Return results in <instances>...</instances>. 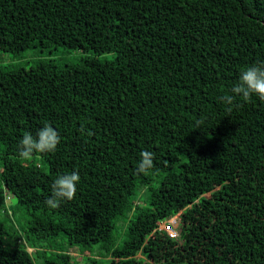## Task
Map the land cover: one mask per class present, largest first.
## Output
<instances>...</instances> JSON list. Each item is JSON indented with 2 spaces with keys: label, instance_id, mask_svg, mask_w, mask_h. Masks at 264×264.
Masks as SVG:
<instances>
[{
  "label": "trees",
  "instance_id": "1",
  "mask_svg": "<svg viewBox=\"0 0 264 264\" xmlns=\"http://www.w3.org/2000/svg\"><path fill=\"white\" fill-rule=\"evenodd\" d=\"M31 47L70 56L0 65V264H264V101L220 100L264 61V0H0V51Z\"/></svg>",
  "mask_w": 264,
  "mask_h": 264
},
{
  "label": "clouds",
  "instance_id": "2",
  "mask_svg": "<svg viewBox=\"0 0 264 264\" xmlns=\"http://www.w3.org/2000/svg\"><path fill=\"white\" fill-rule=\"evenodd\" d=\"M253 96L264 101V61H259L242 70L238 81L231 87L230 93L224 94L220 100L228 106L226 110L231 112L233 107L239 106L235 104L237 97L248 102ZM201 123L202 121H198L197 125ZM80 131L81 133L86 131L83 125ZM19 143V156L25 160H31L35 153L54 152L60 143V134L51 124L46 123L38 130L35 137L31 132H25ZM154 161L155 154L153 152L141 151L137 172L146 173L149 169L154 168ZM79 181L78 171L59 176L51 185V193L46 198L45 204L55 209L60 206L61 201L74 199L77 191L76 185Z\"/></svg>",
  "mask_w": 264,
  "mask_h": 264
},
{
  "label": "rangeland",
  "instance_id": "3",
  "mask_svg": "<svg viewBox=\"0 0 264 264\" xmlns=\"http://www.w3.org/2000/svg\"><path fill=\"white\" fill-rule=\"evenodd\" d=\"M69 56L70 55L63 51V49L42 50L36 47L26 48L17 54L0 51V65L8 63H12L14 65H32L44 61H53L56 65H61L69 58ZM2 196L5 199L6 205L11 207L14 203L13 197L10 200L9 196H6V194L3 195L2 193ZM121 229V225L118 223L116 229L117 233H121ZM70 251L74 255L78 256V250L76 248H71Z\"/></svg>",
  "mask_w": 264,
  "mask_h": 264
},
{
  "label": "built area",
  "instance_id": "4",
  "mask_svg": "<svg viewBox=\"0 0 264 264\" xmlns=\"http://www.w3.org/2000/svg\"><path fill=\"white\" fill-rule=\"evenodd\" d=\"M179 213L173 214L168 219L160 221L159 230H163L171 238H175L179 234L178 224H179Z\"/></svg>",
  "mask_w": 264,
  "mask_h": 264
}]
</instances>
